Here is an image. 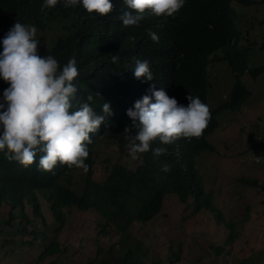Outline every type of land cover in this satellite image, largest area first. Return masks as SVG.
Wrapping results in <instances>:
<instances>
[{"label": "clouds", "instance_id": "1", "mask_svg": "<svg viewBox=\"0 0 264 264\" xmlns=\"http://www.w3.org/2000/svg\"><path fill=\"white\" fill-rule=\"evenodd\" d=\"M39 2L42 11L55 7L65 12L75 9L82 19L76 27V40L64 41L62 30L59 37L53 38L52 34L39 33L36 26L21 23L19 19L11 27L4 13L7 6L2 5L5 8L0 12V33L5 30L7 34L0 52V151L5 150L9 162L25 168L36 163L38 170L51 173L46 184L51 186L43 191L46 198L37 200L42 214L47 208H54L65 215L75 216V212H79L83 220H90L87 213L94 211L99 236L107 224L110 225L106 228L115 230L112 222L100 216L93 206L86 210L71 208L69 202H63L66 195L47 190L56 186L65 189L62 183L69 176V184L65 185L69 189L72 183L70 189L75 190L73 181L78 176L83 181L89 172L85 163L89 154L93 160L92 175L99 158L103 162L101 175H108L111 166L118 162L135 171L137 161L142 165V157L151 152L155 158L167 155L165 145L182 143L183 138L199 139L212 119L217 126V108L224 102L216 89L215 101L209 90L205 103L199 97L187 95V106L179 104L184 96L182 90L174 84L159 83L148 60L143 56L130 60L111 38L110 27L131 31L157 17L174 19L185 0ZM92 34L106 39L101 56L96 60L85 55L86 36ZM148 36H145L148 41L159 42L155 32L148 30ZM58 39L61 42H57ZM127 39L134 42L135 36L129 35ZM211 66L212 63L207 72ZM81 67H85L87 73L81 72ZM157 141L161 146L156 147ZM208 144L214 151V146ZM102 145L111 147V153L103 158L98 155ZM206 152L212 151H203L195 158L198 170L201 157H212L202 155L197 163V158ZM171 167L165 163L161 171L170 172ZM74 168L77 170L68 172ZM203 181V190L208 192L204 177ZM172 197L181 207L185 205L174 194L166 196L163 207L168 208L160 211L150 223L165 215L163 213L169 209L167 200ZM216 242L213 239L211 244Z\"/></svg>", "mask_w": 264, "mask_h": 264}, {"label": "trees", "instance_id": "2", "mask_svg": "<svg viewBox=\"0 0 264 264\" xmlns=\"http://www.w3.org/2000/svg\"><path fill=\"white\" fill-rule=\"evenodd\" d=\"M233 2L240 5L253 3L251 0H185L184 7L174 19L157 17L131 31L110 27L111 38L130 60L138 56L148 60L159 83L174 84L182 90L184 96L178 103L185 106L188 103L187 95L199 97L205 103L210 90L207 67L211 63H219L215 68L216 74L217 70L230 73L232 87L229 99L218 106L217 113L238 112L241 104L251 95L240 78L247 72L249 80L255 81L264 73V66L250 71L242 69L238 73L234 68L236 62L245 63L247 53L254 49V44L243 45L244 41L249 42V36L247 31L242 34L238 31L236 15L231 8ZM4 4L7 11L2 6ZM41 8L39 0H0V12L4 9L11 27L19 19L21 23L36 26L39 33H49L54 38L59 37V30H62L64 41L76 40V27L82 16L75 9L65 12L60 7L43 11ZM148 30L159 36L158 43L147 40L145 36H148ZM6 34L5 30L0 33V52L3 51L2 41ZM129 35L135 36L134 42L127 39ZM57 42L61 40L58 39ZM105 44L103 35L86 36L85 55L96 60L101 56L100 52ZM258 48L264 50V42ZM80 69L87 73L85 67ZM215 127L216 122L212 119L199 139L189 141L183 138L182 143L165 145L167 155L155 158L151 152L142 157V165L137 161L135 171L118 162L111 166L108 175L92 178L93 160L89 154L85 161L89 172L81 180L82 189H70L72 183L68 189L65 183L69 184V176L62 183L66 190L60 186L47 190L66 195L64 198L67 200L62 198L63 202H69L71 208L86 210L89 206L95 207L96 212L115 227L121 247L112 250L113 244H110L111 238L106 228L110 224H107L99 236L96 235L98 251L94 254L95 259L88 258L85 264H147L145 259L149 252L153 254L156 250L145 243L153 238L145 233L148 231L146 226L161 211L165 197L170 194L176 195L179 202L185 204L182 206L184 215L178 222L188 223L190 226L194 223V217L201 216L209 225L221 223L229 226L228 235L221 236L222 243H209L207 251L210 255L220 257L228 252L227 255L231 257L229 262L232 264H250L247 258H232V253L227 250L238 233L233 230V223L230 222L229 225L222 217L221 202L215 200L214 192H204L203 177L195 166V158L201 152L213 151L205 137ZM158 146L161 145L157 141L156 147ZM260 147L261 145H255L253 148ZM165 163L171 164L170 172L161 171ZM38 165L35 163L31 168H25L16 162H9L5 158V150L0 151V208L7 209V214L0 221V253L7 256L13 264H19L21 252L30 248H38L40 251L33 264L50 259L52 260L48 264H61L79 254V248H76L77 234L73 232L68 240L63 237V224L67 215L54 208H47L44 214L41 213L37 200L46 198V192L43 191L51 186H46L51 173L38 170ZM75 170L77 168L68 172ZM240 183L251 188L260 187L256 180L240 179ZM189 199L191 200L188 202ZM249 215L250 208L247 207L244 221H248ZM170 231L169 229L166 235ZM22 235L26 239L22 240ZM213 237L216 240L218 238ZM39 238L40 242L37 244ZM100 238H104L105 244L99 242ZM5 261L6 258L1 259V262Z\"/></svg>", "mask_w": 264, "mask_h": 264}, {"label": "rangeland", "instance_id": "3", "mask_svg": "<svg viewBox=\"0 0 264 264\" xmlns=\"http://www.w3.org/2000/svg\"><path fill=\"white\" fill-rule=\"evenodd\" d=\"M251 1L253 3L249 6L231 4L238 31L241 34L243 31L248 32L249 42L244 41L243 45L254 44V49L247 53L245 63L234 64L237 73L242 69L250 71L264 66V50L258 48L264 42V0ZM218 64L212 63L208 68L210 91L215 101L213 93L217 89L220 99L225 102L229 98L232 75L219 70L216 74ZM240 80L250 92V97L241 104L238 112L224 111L215 116L217 126L206 137L214 146V151L202 153L197 158V163L202 155H212L210 158L201 157L199 170L206 179V190L213 191L215 200L221 202L222 217L229 225L230 222L233 223V230L238 233L236 240L227 246L232 258L244 257L249 259L250 264H264V73L252 81L246 72ZM255 145L261 147L253 148ZM110 150V146L102 145L98 155L103 158L106 153H111ZM102 167L103 162L99 158L94 165L92 177L100 176ZM240 179L256 180L260 187L244 186ZM73 183L78 190L83 186L79 176ZM167 204L169 209L165 210V215L146 226L148 231L145 233L153 238L145 243L156 250L153 254L149 252L145 259L147 264H232L229 262L231 257L227 255L228 252L215 257L207 251L209 243L213 242V236L218 237V242L215 243L218 245L228 235L227 224L209 225L201 216H196L193 218L194 223L188 226V223L178 222L184 212L176 200L172 197L167 200ZM247 207L250 208V215L248 221H244ZM167 208L164 206L161 212ZM6 214L7 209L0 208V221ZM87 218L90 220H83L82 213L79 212H75V216L67 215L63 237L68 240L76 231L79 254L61 264H85L88 258L95 259L94 254L98 251V218L94 211H89ZM169 229L171 231L166 235ZM107 231L111 238L110 244H113L112 250L119 249L120 240L115 230L107 228ZM21 238L26 239L24 235ZM39 242L40 238L37 244ZM99 242L105 244L104 238H100ZM39 253L38 248L23 250L19 264H33ZM4 258L6 261L1 262ZM9 260L0 253V264H13ZM51 260L40 264H48Z\"/></svg>", "mask_w": 264, "mask_h": 264}, {"label": "bare ground", "instance_id": "4", "mask_svg": "<svg viewBox=\"0 0 264 264\" xmlns=\"http://www.w3.org/2000/svg\"><path fill=\"white\" fill-rule=\"evenodd\" d=\"M226 56V55H225Z\"/></svg>", "mask_w": 264, "mask_h": 264}]
</instances>
